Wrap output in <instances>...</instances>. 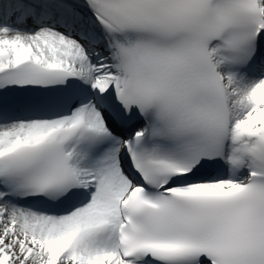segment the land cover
Masks as SVG:
<instances>
[{"label":"snow or ice","instance_id":"obj_1","mask_svg":"<svg viewBox=\"0 0 264 264\" xmlns=\"http://www.w3.org/2000/svg\"><path fill=\"white\" fill-rule=\"evenodd\" d=\"M0 264H264V0H0Z\"/></svg>","mask_w":264,"mask_h":264}]
</instances>
